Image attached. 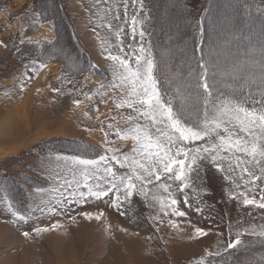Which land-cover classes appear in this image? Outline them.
Returning <instances> with one entry per match:
<instances>
[{
	"label": "rangeland",
	"instance_id": "1",
	"mask_svg": "<svg viewBox=\"0 0 264 264\" xmlns=\"http://www.w3.org/2000/svg\"><path fill=\"white\" fill-rule=\"evenodd\" d=\"M124 3L0 0V197L6 194L21 214L51 199L57 186L53 174L64 175L55 160L57 154L99 159L105 148L112 146L105 144L104 132L111 131L107 125L119 121L117 126H123L121 115L130 113L126 108L116 109L110 93H98L100 84L112 79V64L105 59L101 37L111 48L118 40L115 29L123 26L125 32L119 39H123L125 50L136 43L124 23ZM127 3L130 19L138 5L133 0ZM144 4L140 15L148 17L143 24L145 39L152 42L164 79L175 75L174 86L181 82V76L186 77V62L194 67L191 58H207L210 48L222 69L231 72L235 65L240 74L259 77L264 67V0H144ZM106 7L113 9L109 17L118 9L120 20L113 21L112 32L101 28L94 32ZM199 20L204 21L202 36L197 29ZM33 60L37 68L41 62L46 64L35 75L31 73ZM24 74L32 78L25 80ZM85 93L92 99L86 100ZM75 100L82 101L79 107ZM7 124H12L11 128L7 129ZM121 145L128 151L131 142L118 141L115 146ZM202 175V212L194 211L197 194L189 191L192 209L178 194L179 207L187 217L161 214L163 223L151 218L156 211L145 207L138 197L125 216L104 197L72 205L71 211L58 215L37 210L26 224L12 216L0 199V264H195L207 251L223 248L234 239L240 227L259 230L264 224V209L245 207L241 199H231L229 192L237 190L214 168ZM259 195L257 188V200ZM81 212L105 215L99 221H89ZM72 217H76L75 222ZM169 219L179 228L169 227ZM56 223L63 227L40 236L33 232L30 240L22 235L23 231L50 228ZM194 227L208 235L190 239ZM242 239L248 241L247 247L230 250V261L235 257L237 264H249L264 257L260 239Z\"/></svg>",
	"mask_w": 264,
	"mask_h": 264
},
{
	"label": "snow or ice",
	"instance_id": "2",
	"mask_svg": "<svg viewBox=\"0 0 264 264\" xmlns=\"http://www.w3.org/2000/svg\"><path fill=\"white\" fill-rule=\"evenodd\" d=\"M107 2L97 0V3ZM133 4L138 8L128 19L125 0L124 23L129 25L131 38L136 43L125 50L123 39H119L125 32L123 26L115 29L118 40L111 48L107 46V39L101 37L107 52L105 59L112 64V79L108 84L101 83L98 89L101 96L111 94L116 109L126 108L130 113L121 115L123 126H117L119 121L107 125L111 131L104 132L105 144L112 146L106 147L99 159L55 156L64 175L53 174L57 186L52 189L51 199L42 201L43 206L37 205L28 214H21L6 194L0 197L19 221L28 223L31 213L37 210L58 215L61 211H71L72 205H84L89 199L100 201L104 197H109L110 206L121 216L126 215V210L131 212L134 198L138 197L145 207L156 211L151 217L154 221L163 223L161 214L187 217L188 213L179 207L178 194H182L183 204L188 209L193 208L189 191L197 194L194 211L201 213L199 193L205 189L200 182L208 168L221 173L237 190L229 192L231 199H241L245 207L264 209V67L258 78L240 74L235 65L229 72L220 67L210 48L207 58L203 55L191 58L195 60L194 67L186 62L187 75L181 76V82L174 86L175 75L164 79L152 42L145 39L143 24L148 17L140 15L145 10L144 0H133ZM112 11L111 7L103 9L94 32L96 28L114 30L113 21H119L120 15L117 9L116 14L109 17ZM203 23V20L197 22L201 36ZM112 48L116 49L115 53ZM31 63L32 75L46 67L43 62L35 67L36 60ZM32 75L24 74V79L30 80ZM53 91L59 93L60 89ZM84 96L86 100L92 99L88 93ZM73 103L79 107L82 101ZM112 120L116 121V117ZM110 135L115 139H108ZM118 141L131 142L130 150L124 151L123 145L115 146ZM257 188L260 189L259 200L255 196ZM79 214L89 221H99L105 215L103 212ZM75 219L72 217L74 222ZM168 226L179 228L173 219L168 220ZM61 227L59 223L50 228L35 227L23 231L22 235L30 240L33 232L40 236ZM156 231L160 228L156 227ZM207 235L205 230L194 227L189 238ZM243 236L256 237L264 246V224L259 230L255 226L240 227L234 239L223 248L207 251L206 257L197 259L195 264H237L235 257L231 261L228 257L230 250L247 247L248 241L243 240ZM249 264H264V257L259 261L253 259Z\"/></svg>",
	"mask_w": 264,
	"mask_h": 264
},
{
	"label": "bare ground",
	"instance_id": "3",
	"mask_svg": "<svg viewBox=\"0 0 264 264\" xmlns=\"http://www.w3.org/2000/svg\"><path fill=\"white\" fill-rule=\"evenodd\" d=\"M29 104H30V103H29ZM11 120H12V119H11ZM11 125H12V124H10V125L7 124V129H8V128H11Z\"/></svg>",
	"mask_w": 264,
	"mask_h": 264
},
{
	"label": "trees",
	"instance_id": "4",
	"mask_svg": "<svg viewBox=\"0 0 264 264\" xmlns=\"http://www.w3.org/2000/svg\"><path fill=\"white\" fill-rule=\"evenodd\" d=\"M93 67V66H92ZM94 68H96V66H94Z\"/></svg>",
	"mask_w": 264,
	"mask_h": 264
}]
</instances>
